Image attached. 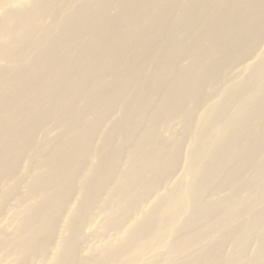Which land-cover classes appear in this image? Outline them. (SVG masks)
Listing matches in <instances>:
<instances>
[{
	"label": "bare ground",
	"instance_id": "1",
	"mask_svg": "<svg viewBox=\"0 0 264 264\" xmlns=\"http://www.w3.org/2000/svg\"><path fill=\"white\" fill-rule=\"evenodd\" d=\"M0 264H264V0H0Z\"/></svg>",
	"mask_w": 264,
	"mask_h": 264
},
{
	"label": "rangeland",
	"instance_id": "2",
	"mask_svg": "<svg viewBox=\"0 0 264 264\" xmlns=\"http://www.w3.org/2000/svg\"><path fill=\"white\" fill-rule=\"evenodd\" d=\"M262 49V48H261ZM180 175V174H179ZM98 244V243H97Z\"/></svg>",
	"mask_w": 264,
	"mask_h": 264
}]
</instances>
